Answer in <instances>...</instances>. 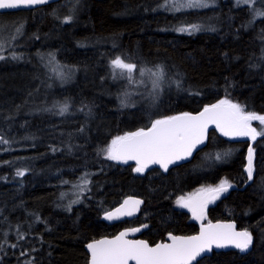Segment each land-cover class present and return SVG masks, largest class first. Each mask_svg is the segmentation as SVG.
I'll use <instances>...</instances> for the list:
<instances>
[{"label": "trees", "instance_id": "trees-1", "mask_svg": "<svg viewBox=\"0 0 264 264\" xmlns=\"http://www.w3.org/2000/svg\"><path fill=\"white\" fill-rule=\"evenodd\" d=\"M164 3L62 0L13 13L25 27L21 43L0 60V135L9 141L0 144V264H88V243L128 227L144 228L140 238L150 245L170 234L194 235L199 226L177 201L225 180L232 189L207 208L204 222L234 221L251 234L252 246L215 251L196 264H264V135L252 146L251 181L250 141L215 131L194 158L166 173H137L135 164L101 152L155 119L198 113L223 99L264 115V17L253 19V9L236 0L176 12ZM255 8L264 10V0ZM70 12L72 22L62 23ZM191 24L201 30H175ZM12 51L22 58L12 59ZM116 56L154 72L162 67L158 98L147 75L114 80ZM56 65L63 78L51 70ZM65 103L68 111L59 115L56 106ZM82 178L90 181L86 188L77 187ZM128 197L144 200L139 217L106 225L103 215ZM17 229L26 239L17 240Z\"/></svg>", "mask_w": 264, "mask_h": 264}, {"label": "snow or ice", "instance_id": "snow-or-ice-1", "mask_svg": "<svg viewBox=\"0 0 264 264\" xmlns=\"http://www.w3.org/2000/svg\"><path fill=\"white\" fill-rule=\"evenodd\" d=\"M49 2L50 0H0V16L6 14L2 10L33 8ZM75 2L79 3V0H75ZM236 3L238 5L241 3L249 5L253 9V19L264 17V10L255 8L256 0H236ZM161 7L168 11L176 12L187 9L207 8L209 3L208 0H165ZM74 10L73 7L72 11ZM72 20L73 15L70 12L62 20V23H71ZM23 28L24 25L20 22L10 25L0 23V60L7 58L3 55V51L15 46L14 42L19 36L23 35ZM175 30L182 33L187 32L191 35L200 31L201 26L199 24H191L190 26H181ZM11 58L15 60L22 57L12 51ZM41 59L43 60L44 57H41ZM54 61L55 57L52 55L49 64H53ZM110 67L118 70L111 73L114 80L123 79L130 83H135L134 73L140 77L149 76L152 90L155 93L154 99L158 98L165 75L162 67L155 72L150 68H139L136 63L126 61L121 56L113 58L110 61ZM58 69L59 65H56L51 70L57 72L58 76L63 78V71H58ZM140 83H144V81L141 80ZM179 86V82H177V87ZM121 103L123 106H128L123 100ZM56 107H58V114L64 115L68 111L69 106L65 103ZM254 120L264 125V115H258L250 111L245 112L240 104L223 99L218 103L205 106L201 112L195 115L185 112L162 119H155L146 129L142 128L135 132L115 137L107 148L101 149V152L104 153V158L108 160L122 163H127L130 160L135 161V171L137 173H143L153 164L159 165L164 171H168L170 164L190 156L196 145L204 141L210 125H215L224 136L250 137L255 141L257 136L264 135V129L257 131L256 128L252 127L251 122ZM8 143L9 141L0 135V144ZM253 157V149L249 147L246 168L248 179H252L253 176ZM216 159H220V157L217 156ZM15 174L18 177H23L25 170H17ZM82 179L83 185H78L77 187L86 188L90 181ZM230 187L232 185L225 180L218 187L200 190L201 193L208 194V199L189 197L185 200V198L181 197L177 203L181 207L190 208L193 217L203 221L205 208L209 200L217 199L221 193L226 192ZM75 202L77 201H72V203ZM142 203V200L129 198L115 212H108L105 219L112 220L119 216H131ZM68 208L71 210V204H69ZM139 231H141L140 228H132L121 232L115 239H102L88 243L86 247L90 252L89 264H193V261L201 253L211 251L213 245L220 248L231 244L236 248L246 250L252 241L251 234L247 230L236 231L234 224H209L207 228L202 224L201 232L198 236L183 237L170 234L171 243H160L155 246H150L144 240L127 239L130 234ZM17 233V240L26 239L25 234L20 232L19 229H17ZM17 246V244L11 245L13 248ZM21 255H27V253L22 251ZM27 264H31V261H28Z\"/></svg>", "mask_w": 264, "mask_h": 264}, {"label": "water", "instance_id": "water-1", "mask_svg": "<svg viewBox=\"0 0 264 264\" xmlns=\"http://www.w3.org/2000/svg\"><path fill=\"white\" fill-rule=\"evenodd\" d=\"M60 1H62V0H50V2H49L48 4L35 6V7H33V8H22V9H18V10H2V11L5 12V13H16V12H23V11H33V10H35V9H39V8H42V7H46V6H49V5H52V4L59 3ZM198 113H199V112H198ZM198 113H194L193 115L198 114ZM252 122H253V121H252ZM211 131H215V132H217V134H219L221 137H223V138H225V139H227V140H229V141L248 140V141H250V143H251V146H250L251 148H252V146H253L254 143H255V141H253L250 137H240V136L229 137V136H224V135L220 132V130L217 129V128L215 127V125H210V126L208 127V129H207V133H206V136H205L204 141H203L202 143L196 145V147L193 149V151H192V153H191L190 156H188V157L185 158V159L179 160V161H177V162H175V163H173V164H170V165H169V168H168V171L171 170V169H173V168H175V167H178V166L182 165L183 163H185V162H187V161H189V160H191V159L194 158V157H195L200 151H202V150L204 149L205 145H206V142H207V139H208V135H209V133H210ZM255 140H256V139H255ZM247 156H248V155H247ZM127 163H133V164L136 165L135 161H131V160L128 161ZM151 168L159 169V170H161L163 173L168 172V171H164L159 165H156V164H153V165L149 166L147 169H151ZM249 181H251V179H249ZM230 188H231V187H230ZM231 189H232V188H231ZM129 198H132V199H135V200H142V201H143V203L140 204V205L138 206V210L135 211V212L133 213V215H131V216H119L118 218H116V219H112V220L105 219V216L108 214V212H115L116 209H117V208H120V207L123 205V202H124L125 200L129 199ZM197 198H199V199H208V194H205L204 196H200V197H197ZM125 200H124L120 205H118V206H116L115 208H113V209L107 211V212L103 215V217H102V221H103L106 225L113 226V225H117V224L124 223V222H127V221H133V220H135V219H137V218L139 217V215L141 214V211H142V209H143V207H144V205H145L144 200L141 199V198H138V197H128V198H126ZM211 205H212V200H209V202L207 203V206H206V208H205V213H204V219H203V221L195 219V218L193 217V213H192V211L190 210V208H188V207H185V208H184V210H185L186 212H188V213L191 214L192 219H193V220L198 224V226H199V230H198V232H197L196 234H194V235H190V236H198V235H200V232H201V225H202V224H203V226H204L205 228H207V226H208L209 224H212V225H217V224H222V225H224V224H234V225H235V230H236V231H244V230L239 229L237 223L234 222V221H217V222L205 223L204 220H205V215H206V213H207V208H208L209 206H211ZM129 207H131V206H129ZM129 229H132V227H130V228L128 227V228L122 229L121 231H119V232H118L115 236H113V237H102V238L97 239V240H94V241H98V240H102V239H108V240L115 239V237L118 236L121 232H124V231L129 230ZM140 229H141V231L136 232V233H134V234H130V235L127 237V239H129V240H144V239L140 238V235H141V233L144 231V228H140ZM171 235H173V234H171ZM174 236H182V235H174ZM190 236H183V237H190ZM94 241H92V242H94ZM144 241H146V240H144ZM92 242H90V243H92ZM146 242L150 245V243H149L148 241H146ZM160 243H171V240L169 239V236H168L164 242H159V243H157V244H160ZM252 243H253V240L251 241V244L249 245V247H248L246 250H241V249L236 248L234 245H231V244L227 245L226 247H220V248H217L215 245H213L211 251H205V252L201 253V255L198 256V257L196 258L195 261H193V264H196L197 262L203 260L204 258L210 257V256L213 254V252H215V251H220V250H223V249L239 250V251H242V252H245V253H246V252H248V251L250 250V248H251V246H252ZM157 244H155V245H157ZM155 245H150V246H155ZM85 249H86V251H87V253H88V255H89V259H90V252H89V250L87 249V247H85ZM88 264H89V263H88Z\"/></svg>", "mask_w": 264, "mask_h": 264}, {"label": "rangeland", "instance_id": "rangeland-1", "mask_svg": "<svg viewBox=\"0 0 264 264\" xmlns=\"http://www.w3.org/2000/svg\"><path fill=\"white\" fill-rule=\"evenodd\" d=\"M188 10V9H187ZM17 13V12H16ZM17 22H20V23H23L24 27H25V24H24V17L22 16V14H18V15H15L13 13H6L5 15L3 16H0V23L2 24H7V25H10V24H15ZM23 32H24V28H23ZM22 41V35L19 36V38L14 42V45L17 46L21 43ZM14 46V47H15ZM14 47H9L7 50H5V52L7 51H10L11 49H13ZM4 54V53H3ZM211 188V187H209ZM202 189H207V188H202ZM201 190V189H200ZM200 190H197L195 191L194 193L186 196V197H183L185 198V200H187L189 197H194V198H197V197H200V196H204L205 194L207 193H201ZM230 190V188L228 189ZM227 190V191H228ZM226 191V192H227ZM226 192H223L219 195V197L215 200H212V205L217 201L219 200L221 197H223ZM179 205V204H178ZM180 206V205H179ZM181 207V206H180ZM182 209H184L185 207H181Z\"/></svg>", "mask_w": 264, "mask_h": 264}, {"label": "flooded vegetation", "instance_id": "flooded-vegetation-1", "mask_svg": "<svg viewBox=\"0 0 264 264\" xmlns=\"http://www.w3.org/2000/svg\"><path fill=\"white\" fill-rule=\"evenodd\" d=\"M206 216V215H205Z\"/></svg>", "mask_w": 264, "mask_h": 264}]
</instances>
